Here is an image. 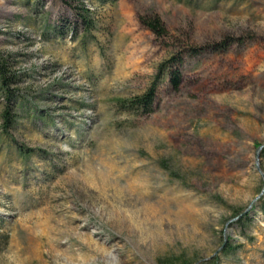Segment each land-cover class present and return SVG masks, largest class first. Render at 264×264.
<instances>
[{"label":"rangeland","instance_id":"rangeland-1","mask_svg":"<svg viewBox=\"0 0 264 264\" xmlns=\"http://www.w3.org/2000/svg\"><path fill=\"white\" fill-rule=\"evenodd\" d=\"M79 1L90 35L78 0H0L20 95L6 135L0 87V264H264V0ZM172 56L178 89L119 109Z\"/></svg>","mask_w":264,"mask_h":264},{"label":"trees","instance_id":"trees-1","mask_svg":"<svg viewBox=\"0 0 264 264\" xmlns=\"http://www.w3.org/2000/svg\"><path fill=\"white\" fill-rule=\"evenodd\" d=\"M65 2V0H62ZM74 1V0H73ZM214 2H219L221 0H213ZM74 23L71 26V32L77 33L79 27L81 29V33L86 35H90L91 31L94 29L95 22L92 17L91 11L85 7L81 1L78 0V4L75 7L74 11ZM139 23L149 29L155 36L161 37L166 31L165 28L158 16H140ZM232 42L223 43L222 45L212 46V51L214 52H224L226 51ZM180 60H178L177 56H172L169 62L165 65H161L153 78V81L150 83L145 92L141 95L134 96L129 99H119L117 100V105L119 109L123 111H134L140 110L144 113H148L151 111V107L155 101L157 94V86L158 84L166 77L168 79V83L170 87L174 90L178 89L181 83V73L177 68H173L172 63L178 64ZM16 77L11 75L7 65L3 59L0 58V87L3 93L4 98V107L1 112V131L4 134L8 135L11 128L14 126L16 121V101L20 98V95L16 90L11 88V85L15 83ZM21 153H27V150L21 147H18ZM32 151V150H30ZM262 155H264V148L261 150ZM264 198L260 200L263 201ZM261 212L264 215V204L261 205ZM234 217L237 218L238 224H244L251 220L249 217V213L241 214V211H236L234 213ZM235 246V245H234ZM233 247L232 243L222 245L221 252L222 254H227L231 251ZM181 264H193L187 261L180 262ZM163 264V263H161ZM165 264H176L173 261H166ZM197 264H219L218 257H212L205 262H200Z\"/></svg>","mask_w":264,"mask_h":264},{"label":"water","instance_id":"water-1","mask_svg":"<svg viewBox=\"0 0 264 264\" xmlns=\"http://www.w3.org/2000/svg\"><path fill=\"white\" fill-rule=\"evenodd\" d=\"M263 147L264 146H260L259 148H258V152H257V157H256V170L259 172V174L262 176V179H263V182H264V173L261 171V169L258 167V160H259V152L263 149ZM263 193H264V185H263V189H262V191H261V193L259 194V196L258 197H256L255 198V201L257 200V199H259L262 195H263ZM251 207V206H250ZM250 207L244 212V213H247L248 211H249V209H250ZM237 219V218H236Z\"/></svg>","mask_w":264,"mask_h":264}]
</instances>
